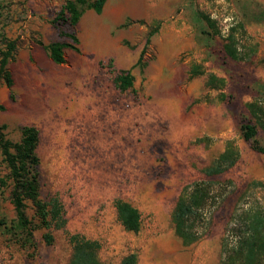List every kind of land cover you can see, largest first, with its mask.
I'll list each match as a JSON object with an SVG mask.
<instances>
[{
    "label": "rangeland",
    "instance_id": "374dc122",
    "mask_svg": "<svg viewBox=\"0 0 264 264\" xmlns=\"http://www.w3.org/2000/svg\"><path fill=\"white\" fill-rule=\"evenodd\" d=\"M66 1L0 0V50L2 37L17 44L12 97L0 83V134L17 143L21 127L38 130L39 196L57 198L65 219L50 244L39 228L29 247L0 225V264H69L73 234L99 243L101 264L128 254L139 264H221L235 206L264 210V154L240 133L246 105L264 99V0H105L100 13H82L79 52L57 65L46 46L67 41L58 34L71 28L57 20ZM127 70L133 87L121 93L113 80ZM258 140L264 147V132ZM228 143L238 159L215 179L222 197L186 246L171 221L175 201L207 179L203 169ZM8 193L0 189V223L15 216ZM116 200L137 209L138 232L121 226Z\"/></svg>",
    "mask_w": 264,
    "mask_h": 264
},
{
    "label": "trees",
    "instance_id": "16d2710c",
    "mask_svg": "<svg viewBox=\"0 0 264 264\" xmlns=\"http://www.w3.org/2000/svg\"><path fill=\"white\" fill-rule=\"evenodd\" d=\"M104 2L105 0H68L62 5L57 20L61 18L70 26L71 32L59 31V38L67 41L59 40L46 46L54 64L61 65L65 62L64 52L67 50L79 52L74 31L76 24L86 9L100 13ZM1 44L4 49L0 50V83L8 88L12 97L13 81L7 65L14 58L17 44L3 37ZM226 52L230 57L236 58L230 47H226ZM113 82L121 93L132 90L133 77L129 70L120 71ZM246 109L247 116L240 123L241 137L251 150L264 154V147L258 140L259 132H264V99H254L246 105ZM20 133L21 138L17 143H11L0 134V151L7 170L4 177L0 178V189L9 190L8 201L15 215L10 222L4 221L0 225L7 230L14 242L24 247L33 246V232L43 228L47 230L43 235L44 242L50 244L53 237L49 231L64 228L63 208L57 198L45 202L39 196V159L36 154L38 130L31 125L23 126ZM237 159V151L228 143L223 153L203 169L207 179L185 186L180 192L173 207L171 221L175 234L184 245H191L199 240L207 213L223 194V186H215V179L232 168ZM253 186L261 185L253 183ZM243 197L244 195L240 196L238 202ZM26 203L31 205L37 223L28 218ZM238 204L229 217L221 241V264H264V210L258 203L247 205V208ZM114 207L121 226L128 232H138L140 214L137 209L123 200H116ZM68 240L72 246L69 264H101L98 258L100 245L97 241L77 234L70 235ZM120 264L139 263L135 254H128L121 259Z\"/></svg>",
    "mask_w": 264,
    "mask_h": 264
}]
</instances>
